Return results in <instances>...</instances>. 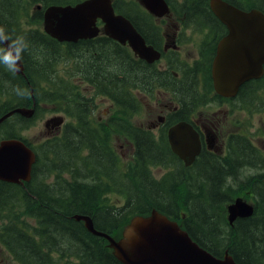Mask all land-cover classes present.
<instances>
[{"label":"trees","instance_id":"1","mask_svg":"<svg viewBox=\"0 0 264 264\" xmlns=\"http://www.w3.org/2000/svg\"><path fill=\"white\" fill-rule=\"evenodd\" d=\"M80 1L0 0V26L13 39L25 36L29 45L21 60L25 78L0 64V117L14 108L31 107L33 101L35 108L30 120L18 115L5 120L0 140L20 139L36 156L31 181L24 187L0 182V221L6 223L0 228V245L17 264H121L107 241L90 234L73 217L88 215L96 230L116 235L131 217L156 210L181 223L192 240L212 255L222 257L227 251L237 264H264L261 175L260 184H249L255 200L253 216L232 226L226 219V207L233 201L228 182L247 167L264 168V154L243 137L222 158L203 152L189 170L176 168L162 179H153L151 168L166 166L168 157L177 159L166 142L143 136L131 125L139 109L133 87L123 77V55L116 53L120 61L116 64L111 40L103 35L60 44L42 31L45 8ZM185 1L182 6L202 9L187 14V21L217 22L207 0ZM224 1L243 11L256 8L264 13L258 3ZM31 23L36 27H28ZM79 76L84 85L116 105L108 124L92 122L90 99L77 85ZM263 80L247 85L258 92L264 88ZM17 88L27 92L17 94ZM46 107L66 121L58 135L35 145L21 133ZM111 130L133 147L131 172L124 170L128 165L121 167L109 141Z\"/></svg>","mask_w":264,"mask_h":264},{"label":"water","instance_id":"2","mask_svg":"<svg viewBox=\"0 0 264 264\" xmlns=\"http://www.w3.org/2000/svg\"><path fill=\"white\" fill-rule=\"evenodd\" d=\"M140 3L156 17L169 13L165 0H140ZM209 8L228 31L218 44L212 64L214 89L218 95L232 98L243 83L260 79L263 75L264 14L257 9L240 10L223 0H209ZM42 30L60 44H76L102 34L120 45L128 42L136 56L148 63L158 59V53L145 46L131 23L122 15L115 14L112 0L51 5L43 11ZM19 64L20 70L15 74L24 77L23 64L21 61ZM34 111V101L30 108H14L0 117V125L14 115L31 119ZM63 123V117L55 116L44 123V128L59 129ZM168 144L185 167L190 166L200 152L198 137L185 122L169 129ZM35 162L34 152L22 140L10 138L0 141L1 182L24 186L31 180ZM253 212L251 204L236 198L227 206V222L232 226L238 219L250 218ZM73 218L82 221L92 235L106 239L121 264H236L227 251L218 258L201 248L177 222L156 210L146 217H134L122 242L96 230L88 215H75Z\"/></svg>","mask_w":264,"mask_h":264},{"label":"flooded vegetation","instance_id":"3","mask_svg":"<svg viewBox=\"0 0 264 264\" xmlns=\"http://www.w3.org/2000/svg\"><path fill=\"white\" fill-rule=\"evenodd\" d=\"M207 1L209 7V0ZM165 2L169 6V13L162 17H156L148 13L147 9L141 5L140 0H112L114 6L117 4L116 9L114 8L115 14L126 18L143 38L145 46L158 53V59L148 63L146 59L136 56L128 42L125 45H120L109 39L112 43L111 47L118 51L115 50V52L122 54L125 58L123 77L133 87V96L139 109L137 115L141 111V104L145 106V103L150 102V98L155 101L156 121L151 119L145 123L134 125L132 118L130 123L138 129L139 134L150 136L154 141L161 142L163 140L164 143H168L169 129L185 122L192 127L200 143V152L195 160L203 155V152L222 158L227 155L231 144L243 137L251 140L241 133H231L224 145L221 137L227 134L225 124L233 118L226 114V105L221 106V112L224 114L220 117L212 113L201 114L202 109L213 106L216 102L231 104L238 102L240 108L249 109L248 102L253 104L257 93L256 89L249 85L255 80L243 83L232 98L218 95L212 80V64L216 57L218 44L228 34L226 26L217 19V22L187 21V19L189 20L187 14L202 9L182 6L186 2L185 0H181V2L165 0ZM36 9L39 10V6ZM210 13H212L211 10ZM214 18L216 17L214 16ZM195 36L198 38L197 43L194 42ZM78 80L77 85L83 84L81 76ZM248 83L250 84L247 85ZM93 91H95L94 87ZM247 92L248 102L242 99ZM104 98L107 101L110 100V98ZM112 105L116 113V105L113 102ZM114 115L109 117L105 124H108ZM101 120L98 118L97 121L101 122ZM62 127L59 130H48L47 132L55 131L52 136L54 137L60 133ZM111 134L120 135L112 130ZM109 141L111 142V139ZM171 155L177 159H174L175 162H171L177 168L186 171L192 167V165L188 168L185 167L179 158L173 153ZM162 167L168 169L167 166Z\"/></svg>","mask_w":264,"mask_h":264},{"label":"rangeland","instance_id":"4","mask_svg":"<svg viewBox=\"0 0 264 264\" xmlns=\"http://www.w3.org/2000/svg\"><path fill=\"white\" fill-rule=\"evenodd\" d=\"M181 2V0H179ZM251 4L258 3L259 7H264V0H248ZM33 9H30L29 12L31 13ZM28 27L35 28V24H30ZM198 38L195 36L194 42L197 43ZM110 50H113L115 53L113 59L116 60V64L120 61L117 60L115 49L112 47H109ZM115 67V66H114ZM264 81V80H263ZM80 91L83 93V95L86 96V98L90 99V106H91V118L94 123L96 124H102L104 125L105 122L108 120L109 117L115 114L114 106L112 105V102L109 100L107 101L104 97L98 95L93 91V89L87 87L84 84L78 85ZM264 87V82H263ZM248 92L244 94L242 99H245L247 102L248 99ZM150 102L147 104L145 103V106L141 104V111L139 114L135 115L133 117V124L139 125L142 123H145L146 121H150L151 119L156 121V105L153 98L149 99ZM240 102V100H237ZM141 103V100H139ZM249 109L240 108L238 105V102L234 103H214L213 106L204 107L202 109L201 114L206 113H212L217 116H222L224 112H221V106L226 105V114L230 117H233L230 120L227 121L225 124L227 129V134L223 135L222 141L224 145H226V141L228 138V135L231 133H237L242 134L246 137H248L253 144L259 148L262 152H264V88L261 91H258L255 94V97L253 99V104L251 102H248ZM252 105V107H251ZM106 112H108L106 114ZM54 116H61L64 119V123L66 121V118L64 115L60 113H54L50 110V108L46 107L44 110L41 111V115L37 121H35L34 125L30 127L28 130H25L21 133L23 137L28 139L32 144H40L43 142V140L47 138H51L55 131H49L47 132L44 128V123L47 119L52 118ZM98 118H101V122H98ZM234 120H237L234 122ZM111 145L113 149L116 151L118 157L121 159V167L126 172L130 171V168L133 166V147L130 144L129 140L125 139L121 135L117 134H111ZM226 140V141H225ZM250 161V160H249ZM168 169L164 167H158L153 168L151 170V176L153 179H162L166 176V172L169 170L175 169L168 165ZM244 172L239 173L238 177H236L234 180L229 181L228 184L231 183V198L234 200L235 198H243L247 202L254 203L255 200L253 198V195L249 189V184H254L257 181V185L260 184V181H263L264 179V168L256 166V168H250L247 167V169H244ZM131 172V171H130ZM260 175L262 176V179L260 178ZM256 185V186H257ZM246 187V188H245ZM121 196L119 195L118 199H120ZM114 204V200H113ZM185 212V210L183 211ZM179 220V219H178ZM27 223L29 226H33L34 223L30 220H27ZM6 223L0 221V228L5 225ZM130 225V224H129ZM125 225L123 228H120L115 236H117V240L120 241L123 239L124 233L126 230H128L129 226ZM126 227V228H125ZM125 228V229H124ZM111 238L114 237V235L107 233ZM105 240V239H104ZM106 241V240H105ZM0 264H17L13 261L11 256L6 252V250L0 245Z\"/></svg>","mask_w":264,"mask_h":264},{"label":"clouds","instance_id":"5","mask_svg":"<svg viewBox=\"0 0 264 264\" xmlns=\"http://www.w3.org/2000/svg\"><path fill=\"white\" fill-rule=\"evenodd\" d=\"M28 41L25 36L19 35L14 39L7 35L3 26H0V64L6 67L9 72H18L20 70L19 61L22 60V53L28 48ZM17 94L21 93L17 88Z\"/></svg>","mask_w":264,"mask_h":264},{"label":"bare ground","instance_id":"6","mask_svg":"<svg viewBox=\"0 0 264 264\" xmlns=\"http://www.w3.org/2000/svg\"><path fill=\"white\" fill-rule=\"evenodd\" d=\"M0 182H1V181H0ZM129 226H130V225H129ZM126 232H127V230H126ZM126 232L124 233L123 239H124V237H125ZM123 239H122V240H123ZM122 240H120V241H118V242H122ZM109 248L112 250L113 255L115 256L113 249H112L111 247H109ZM115 257H116V256H115Z\"/></svg>","mask_w":264,"mask_h":264}]
</instances>
